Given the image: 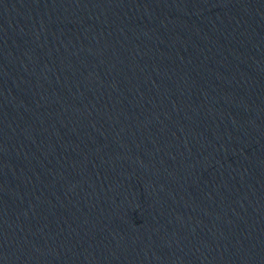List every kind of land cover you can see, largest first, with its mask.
Wrapping results in <instances>:
<instances>
[{"label": "water", "instance_id": "obj_1", "mask_svg": "<svg viewBox=\"0 0 264 264\" xmlns=\"http://www.w3.org/2000/svg\"><path fill=\"white\" fill-rule=\"evenodd\" d=\"M0 264H264V0H0Z\"/></svg>", "mask_w": 264, "mask_h": 264}]
</instances>
